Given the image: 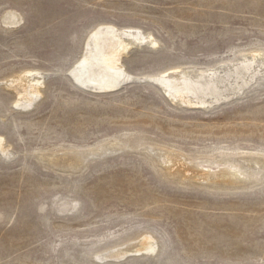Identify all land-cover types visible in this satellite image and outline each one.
I'll return each mask as SVG.
<instances>
[{
  "label": "rangeland",
  "instance_id": "rangeland-1",
  "mask_svg": "<svg viewBox=\"0 0 264 264\" xmlns=\"http://www.w3.org/2000/svg\"><path fill=\"white\" fill-rule=\"evenodd\" d=\"M107 26L153 46L88 90L69 71ZM242 63L254 80L219 102L152 81L214 75L227 94ZM263 67L264 0H0V264H264ZM19 79L40 83L28 109Z\"/></svg>",
  "mask_w": 264,
  "mask_h": 264
},
{
  "label": "bare ground",
  "instance_id": "bare-ground-1",
  "mask_svg": "<svg viewBox=\"0 0 264 264\" xmlns=\"http://www.w3.org/2000/svg\"><path fill=\"white\" fill-rule=\"evenodd\" d=\"M153 42L154 41L150 36L145 37L139 31L117 30L110 26L99 27L86 42L82 58L69 71L70 76L78 86L87 88L88 90L110 91L120 88L124 83L130 80L129 75L126 74L122 68L117 67L114 64V62H118V59L113 60L109 58H112L114 55L119 57L120 54L124 53L127 49L136 45L140 46L144 43H149L153 46ZM250 71L251 63L238 64L234 70L236 83L229 85V87L226 88V91H228L227 94H224L219 90V85H223L224 81L220 78L217 79L214 75L208 76L210 78L209 80L198 82L190 78V76L184 71H178L174 74V77L169 78L168 76H161L152 79V81L156 82V85L168 94V96L172 97L176 94L175 96L181 100L204 104L207 99L219 102L230 95L239 93L254 80V76L249 78L246 77ZM39 85L40 83L38 81L26 82L21 79L12 83L14 91L21 98L19 102L22 103V107L28 109L32 106L34 97L38 96L37 89ZM2 147V141H0V148L2 149ZM2 155L4 156L6 153L2 152ZM166 161L171 163L170 159H167ZM230 166L232 169L236 168L234 164H230ZM174 171V168L167 169L168 173ZM236 173H238V171H236ZM253 173L254 172H249V177L251 174L253 175ZM240 174L244 176L245 172L240 171ZM203 176L205 177L207 175ZM230 177L229 173L222 172L217 176L215 181L230 185L232 183ZM245 178L247 179L248 177ZM144 251H146V253L155 254V245L149 246L147 250ZM165 256V253L162 251L155 261H153L154 263L148 264H170V261L168 258H165ZM98 261L101 263L104 262L102 257H99ZM130 264L136 263L131 262Z\"/></svg>",
  "mask_w": 264,
  "mask_h": 264
}]
</instances>
